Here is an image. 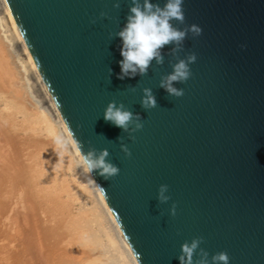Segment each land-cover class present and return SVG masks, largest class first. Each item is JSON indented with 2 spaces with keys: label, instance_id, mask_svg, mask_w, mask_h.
Here are the masks:
<instances>
[{
  "label": "water",
  "instance_id": "obj_1",
  "mask_svg": "<svg viewBox=\"0 0 264 264\" xmlns=\"http://www.w3.org/2000/svg\"><path fill=\"white\" fill-rule=\"evenodd\" d=\"M4 2L70 139L84 152L107 149L119 167L109 181L90 177L138 263L179 264L181 245L203 237L210 256L264 264V0H184L185 23L174 27L196 24L202 34L189 32L175 53L166 45L163 65L153 60L147 75L123 80L116 33L130 0ZM190 52L191 78L173 83L184 95L171 96L160 80ZM145 87L157 101L149 110ZM113 100L142 118L134 139L105 121Z\"/></svg>",
  "mask_w": 264,
  "mask_h": 264
},
{
  "label": "rangeland",
  "instance_id": "obj_2",
  "mask_svg": "<svg viewBox=\"0 0 264 264\" xmlns=\"http://www.w3.org/2000/svg\"><path fill=\"white\" fill-rule=\"evenodd\" d=\"M4 32L6 31H3L0 23V264H35L34 257L29 250L30 248L24 236L28 233L27 229L30 228L32 222L30 220L25 221L24 215L27 213L37 217L36 219L34 216L37 221L35 222L38 224L37 229L36 223L35 226L33 225L35 228L32 227L37 232L40 228L38 234L34 230L36 233L34 238L36 239V243L38 241V244L40 243L39 247L44 255V259L41 256L40 263L36 264H59L57 255L59 257L66 253L68 255H75L72 264L74 262L80 264H133L130 258H128V253L119 242L117 234L99 204L94 190H91L92 187L89 185L87 178L77 166V161L71 155L69 147L63 151L57 147L55 137L58 135L62 136L61 132L54 125L50 116L41 113L35 98V94L37 93L36 85H34V82L24 70L25 67L20 63L13 40L8 36L7 32V34ZM42 118L46 119V121L42 120ZM48 122L51 124H47ZM38 149L40 152L45 151V153L41 152L44 159L48 158V156L50 157L48 160L46 159L47 165L44 166V168L50 167L48 170L46 168L47 174L44 171V175H48L47 177L44 176V178H47L46 180L50 179L48 181V188L45 186L47 182H45V185L42 184L43 187L39 185L42 180L35 178L38 174L43 176L42 171L37 173L40 171V166L42 165L40 161L42 157L41 155L38 156L40 153ZM48 152H51L49 153L50 155H47ZM61 152L67 156H63ZM30 154H34L37 157ZM12 156L15 159H12ZM57 157L60 159H56ZM65 160L69 161L68 164L70 166L65 163ZM33 161H36V163ZM30 163L33 167H29ZM35 164L36 166L41 164L37 169L35 168V171L38 170L37 174H35L33 169ZM59 164H62V167H59ZM41 167L44 169L43 166ZM34 179L40 182L37 183L36 180V182L33 181ZM33 183L34 185H32ZM38 186L42 188L38 189ZM44 188L49 189V191ZM36 191L38 194L42 193L37 196ZM55 191L58 193L56 194ZM44 193L46 196L43 195ZM52 197L54 198L52 199ZM45 202L48 206L50 204L49 208L51 209L48 208L49 211L51 210L50 212L45 210L47 209ZM43 203L45 204L44 206ZM62 216L64 218L65 216L66 218L69 216L71 219H74L75 223H79L80 230L76 233L77 235L74 234L76 229L72 228V231L70 230L73 226L71 223V225H67L66 219L58 221ZM46 217L53 222L46 223ZM55 218L56 221L54 220ZM27 226L29 227L27 228ZM67 226L69 227V232L68 228L66 229ZM52 233H55V237ZM81 252L85 254L86 260L83 257L84 254H81L82 256L79 255ZM52 253H54L55 259H51L50 255L52 256ZM47 257H49V261Z\"/></svg>",
  "mask_w": 264,
  "mask_h": 264
},
{
  "label": "clouds",
  "instance_id": "obj_3",
  "mask_svg": "<svg viewBox=\"0 0 264 264\" xmlns=\"http://www.w3.org/2000/svg\"><path fill=\"white\" fill-rule=\"evenodd\" d=\"M183 3L184 0H165L161 7L159 3H153L152 0H130L126 24L122 30L116 33L122 40L120 51L123 59L119 62L121 67L119 79L135 77L137 74L147 75L153 60L157 65H163L164 58L160 52L163 47L174 44L177 46L173 49L175 53L181 50L180 46L189 32L193 34L194 38L202 34V28L196 24L188 25L183 29L174 27L172 23L174 20L180 24L185 23ZM113 6L119 8V0H116ZM104 15L101 13V16ZM196 60L197 55L194 52H190L184 59L178 60L172 66V72L161 78L159 87L164 88L171 96L182 97L184 90L173 87V83H186L192 76L190 65ZM131 90L135 91V88ZM142 92L141 106L145 110L155 108L157 101L152 89L145 87ZM103 117L106 122H110L121 128L124 133H128L130 139H134L133 133L143 128L142 118L139 114L128 109L123 103L117 104L115 100L108 103ZM121 139V136L118 137V140ZM55 143L62 151L66 150L69 145V141L60 135L55 137ZM71 144L78 155L77 166L85 174L91 177L98 175L106 181L119 174V167L108 160L110 154L107 149L98 151L90 147L87 152H84L83 145L75 138L74 133ZM121 150L128 157L132 155L130 149L123 143H121ZM97 186L101 187L99 184ZM167 191L168 185L159 186L158 199L161 203H166L171 199L170 196L164 195ZM170 214L176 215L175 203L170 208ZM203 240V237H194L190 242L185 241L181 245L179 264H229V256L226 252H217L210 256L207 250L200 247Z\"/></svg>",
  "mask_w": 264,
  "mask_h": 264
},
{
  "label": "bare ground",
  "instance_id": "obj_4",
  "mask_svg": "<svg viewBox=\"0 0 264 264\" xmlns=\"http://www.w3.org/2000/svg\"><path fill=\"white\" fill-rule=\"evenodd\" d=\"M0 23H1V26H2V28H3V31H6L7 33H8V36L9 37H11V39L13 40V42H14V45H15V47H16V49H17V55H18V59L20 60V63H22V65H23V67H25L24 68V70L28 73V76H30V78L32 79V81L34 82V85H36V91H37V93L35 94V98H36V102H37V104L39 105V107H40V110H41V113H44L46 116H50V118H52V121L54 122V125L55 126H57L58 128H59V130H60V132H61V135L66 139V140H68L69 141V145H68V147H69V151L71 152V155L76 159V161H77V165H78V155H77V153H76V150H75V148H73L72 147V144H71V139H70V137H69V135H68V132H67V130L65 129V127H64V125H63V123H62V121H61V119H60V117H59V115H58V113H57V111H56V109H55V107H54V105L52 104V102H51V99H50V97H49V95H48V93H47V91H46V89H45V87H44V85H43V83H42V81H41V79H40V77H39V74H38V72L36 71V69H35V67H34V65H33V63H32V61H31V58H30V56H29V54H28V52H27V50H26V48H25V46H24V43H23V41H22V39H21V37H20V34H19V32H18V30H17V28H16V26H15V24H14V22H13V20H12V18H11V15H10V13H9V11H8V9H7V7H6V4H5V2H4V0H0ZM6 28V29H5ZM5 29V30H4ZM6 32H4V33H6ZM6 33V34H7ZM7 36V35H6ZM2 38V37H1ZM9 41V40H8ZM6 80V79H5ZM33 97V96H32ZM12 112V111H11ZM41 115V114H40ZM40 119H41V117H40ZM42 120H44L43 118H42ZM10 121V120H9ZM44 121H46V119L44 120ZM25 122V121H24ZM47 124H51V123H47ZM28 128V127H27ZM31 129V128H30ZM36 129V128H35ZM22 130V129H21ZM17 131H19V130H17ZM18 137V136H17ZM33 137V136H32ZM13 142V141H12ZM15 142V141H14ZM38 143V142H37ZM9 144V143H8ZM37 148V147H36ZM18 149V148H17ZM31 150V149H30ZM50 150H52V149H50ZM4 151V150H3ZM36 151V150H35ZM38 151L40 152V150L38 149ZM56 151V150H55ZM68 151V152H69ZM41 152H43V153H45V151H41ZM41 152L38 154V153H36V154H38V156L39 155H41ZM47 152V151H46ZM16 153V152H15ZM32 153V152H31ZM49 153H51V152H48V154L47 155H50ZM62 153V155H63V152H61ZM17 154V153H16ZM46 154H44L45 156H47ZM54 154V153H53ZM58 154V153H57ZM65 154V153H64ZM13 156H14V154H12ZM30 155H32V154H30ZM29 155V156H30ZM34 155V154H33ZM32 155V156H33ZM52 155V154H51ZM70 155V154H69ZM13 156H12V159H15V158H13ZM35 156V155H34ZM63 156H67L66 154L65 155H63ZM35 157H37V156H35ZM41 157H42V159L40 160L41 161V163H42V165L41 164H39V166L41 165V166H43V168H44V166L45 165H47V161H46V159L48 160V158H50L49 156H48V158L46 157L45 159H44V157H43V155H41ZM52 157H53V155H52ZM18 158V157H17ZM29 158V157H28ZM39 158V157H38ZM52 159V158H51ZM51 159H49V160H51ZM56 159H60V158H56ZM56 159H54V160H56ZM65 159H67L66 157H65ZM68 160V159H67ZM39 161V160H38ZM40 161H39V163H40ZM62 161V160H61ZM12 162V161H11ZM14 162V161H13ZM25 162H28V161H25ZM31 162V161H30ZM33 162H35L36 163V161H33ZM49 162V161H48ZM51 162H52V160H51ZM69 162V161H68ZM68 162L65 160V163H67L68 164ZM63 163V162H62ZM15 164V163H14ZM17 164V163H16ZM28 164V163H27ZM49 164V163H48ZM53 164H55V163H53ZM57 165V164H56ZM60 165V164H59ZM62 165V164H61ZM59 166V167H62V166ZM69 165V164H68ZM32 165H31V163H30V166L29 167H31ZM38 165L36 166V164H35V167L33 168L34 169V171H35V168L37 169V167H39ZM40 166V171L39 172H37L38 170H36L35 171V174H37V173H40L41 171L43 172L42 173V175L43 176H40L39 174L37 175V177H35V178H37L38 180H42V182H40L41 184H39V185H42V184H46L45 182H47V184L45 185L46 187L47 186H49V180H46L47 178H44V176L45 177H47L46 175H44V171H45V174H47L46 173V171L48 170V168L50 169V167L48 166V167H45L44 169H42V167ZM70 166V165H69ZM28 167V166H27ZM33 167V166H32ZM66 167V166H65ZM72 167V166H71ZM46 168H47V170H46ZM29 169H32V168H29ZM32 169V170H33ZM39 169V168H38ZM57 169V168H56ZM28 170V169H27ZM80 170H81V172L84 174V176L87 178V180H88V182H89V185L92 187H90L91 188V190H94V192H95V194H96V196H97V198H98V200H99V204L101 205V207L103 208V211L105 212V214L107 215V217H108V219H109V221L111 222V224H112V226H113V228H114V230H115V232H116V234H117V237H118V239H119V242L121 243V245H122V247H123V249L124 250H126V252L128 253V258H130V260L132 261V263L133 264H139L138 263V261H137V258L135 257V255H134V253L132 252V250H131V248H130V246L128 245V243H127V241H126V239L124 238V236H123V234H122V232L120 231V229H119V227H118V225L116 224V222H115V220L113 219V217H112V215H111V213H110V211L108 210V208H107V206H106V204H105V202L103 201V199H102V197L100 196V194H99V192H98V190H97V188L95 187V185H94V183H93V181H92V179H91V177H90V175H88V174H85L84 172H83V170L80 168ZM57 171V170H56ZM37 172V173H36ZM5 173V172H4ZM28 173H29V171H28ZM53 174V173H52ZM50 175V174H49ZM40 176V177H39ZM3 177V176H2ZM43 177V178H42ZM55 177V176H54ZM53 177V178H54ZM76 178H77V176H75ZM33 178V177H32ZM40 178V179H39ZM49 178V177H48ZM52 178V177H51ZM60 178V177H59ZM79 178V177H78ZM66 179V178H65ZM64 179V180H65ZM80 179V178H79ZM3 180V179H2ZM36 179H34L33 181H35ZM45 180V181H44ZM26 181H27V179H26ZM32 181V180H31ZM37 181V180H36ZM35 181V182H36ZM44 181V182H43ZM52 181V180H51ZM81 181V180H80ZM38 181H37V183H39ZM32 183V182H31ZM56 184V183H55ZM31 185V184H30ZM32 185H34V183L32 184ZM38 185V184H37ZM52 185V184H51ZM54 185V184H53ZM43 186V185H42ZM71 186V185H70ZM44 187V186H43ZM53 187V186H52ZM64 187V186H63ZM62 187V188H63ZM34 188V187H33ZM40 188H42L41 186L39 187L38 186V189H40ZM48 188V187H47ZM50 188V187H49ZM56 188V187H55ZM89 188V187H88ZM35 189H36V187H35ZM44 189H46V188H44ZM41 190H43V189H41ZM46 190H48L49 191V189H46ZM57 190V189H56ZM32 191V190H31ZM37 192V191H36ZM46 192V191H45ZM42 193V192H41ZM41 193H39L38 194V192H37V196L38 195H40ZM51 193V192H50ZM55 193H56V191H55ZM58 193V192H57ZM56 193V194H57ZM48 194V193H47ZM69 194V193H68ZM43 195H45L46 196V194L44 193ZM42 195V196H43ZM50 196V195H49ZM59 196V195H58ZM94 196V195H93ZM44 197V196H43ZM54 197H52V199H53ZM45 199V198H44ZM49 199V198H48ZM47 199V200H48ZM57 199V198H56ZM49 201V200H48ZM44 202V201H43ZM52 202H54V201H52ZM50 203V202H49ZM48 203V204H49ZM96 203V202H95ZM45 204L47 205V203L45 202ZM44 203H43V206L45 205ZM52 204V203H51ZM56 204V203H55ZM58 204V203H57ZM48 206V205H47ZM47 206H45L47 209H45V210H48V208H49V206H50V204H49V206L47 207ZM54 206V205H53ZM44 207V208H45ZM59 207V206H58ZM31 208V207H30ZM96 208V207H95ZM40 209V208H39ZM49 209H51V208H49ZM44 210V209H43ZM53 210V209H52ZM39 211V210H38ZM49 211V210H48ZM51 211V210H50ZM49 211V212H50ZM55 211V210H54ZM99 211V210H98ZM15 212V211H14ZM42 212H44V211H42ZM67 212H69V211H67ZM65 213V212H64ZM44 214V213H43ZM50 214V213H49ZM71 214H73V213H71ZM84 214V213H83ZM42 215V214H41ZM46 215H48V214H46ZM60 215V214H59ZM64 215V214H63ZM25 216V221H29L30 220V222H31V226H30V228L29 229H27V232L28 233H26L24 236L26 237V242L28 243V246H29V250L31 251V254H32V256L34 257V261H35V264L36 263H40V259H41V256H43V259H44V255L42 254V251L40 250V247H39V245H40V243L38 244V242L36 243V239L34 238L35 237V232H34V226H35V223L37 222L36 220H35V218H34V216L33 215H31V214H26V215H24ZM43 216V215H42ZM58 216V215H57ZM74 216V215H73ZM36 217V216H35ZM69 217V216H68ZM66 218V216H65V218H64V216H62V218L60 217H58L59 218V222H60V220L62 219V220H64V219H66L65 220V222L67 223V225H71L72 224V226L73 227H71V231H72V228H74V230L76 229V231H75V233L74 234H76V233H78V230H80V227L78 226L79 225V223H75L73 220L74 219H71L70 217L69 218ZM75 217V216H74ZM73 218V217H72ZM104 218V217H103ZM36 219H37V217H36ZM41 219H42V217H41ZM53 219V218H52ZM2 220V219H1ZM39 220V219H38ZM55 221H56V218L54 219ZM36 221V222H35ZM46 223H48V222H53V221H51V219H49V218H47L46 217ZM73 221V222H72ZM76 221H77V219H76ZM104 221V220H103ZM41 222H42V220H41ZM40 223V222H39ZM65 223V224H66ZM71 223V224H70ZM41 224V223H40ZM39 224V225H40ZM44 224H45V222H44ZM53 224V223H52ZM29 225V224H28ZM34 225V226H33ZM46 225V224H45ZM34 228H33V227ZM37 226H38V224L36 223V229H37ZM79 228H78V227ZM29 226H27V228H28ZM44 227V226H43ZM62 227V226H61ZM65 227V226H64ZM46 228V227H45ZM44 228V229H45ZM49 228V227H48ZM63 228V227H62ZM68 228V232H69V227L67 226L66 227V229ZM47 229V228H46ZM46 229H45V232H46ZM73 230V231H74ZM36 231V230H35ZM39 231H40V228H39ZM38 231V232H39ZM57 231V230H56ZM55 231V232H56ZM110 231V230H109ZM37 232V231H36ZM38 232H37V234H38ZM67 232V233H68ZM59 233V232H58ZM81 233V232H80ZM53 234V233H52ZM55 234V233H54ZM54 234H53V236H54ZM61 234V233H60ZM115 234V235H116ZM77 235V234H76ZM38 236V235H37ZM63 236V235H62ZM21 237H22V235H21ZM55 237V236H54ZM53 237V238H54ZM82 237V236H81ZM52 238V239H53ZM71 238H72V236H71ZM47 239H48V237H47ZM51 239V238H50ZM49 239V240H50ZM111 240V239H110ZM48 241V240H47ZM51 242H52V240H50ZM64 241V240H63ZM112 241H113V239H112ZM53 242H54V240H53ZM55 244H56V242H54ZM60 243V242H59ZM113 243V242H112ZM38 244V245H37ZM50 244V243H49ZM54 247V246H53ZM119 247V246H118ZM20 248V247H19ZM18 248V249H19ZM45 248V247H44ZM55 249H56V247H54ZM121 251V250H120ZM46 252H47V250H46ZM58 252V251H57ZM63 252V251H62ZM61 253V252H60ZM120 253H122V252H120ZM63 254V253H62ZM76 254V253H75ZM79 254V253H78ZM82 254V252L79 254V255H81ZM84 254V253H83ZM82 254V255H83ZM77 255V254H76ZM81 255V256H82ZM48 256V255H47ZM50 257H51V259H55V257H54V253H52V256L50 255ZM75 257V255L73 254H63L62 256H59L58 257V255H57V258H59V264H72V260H73V258ZM78 257V256H77ZM83 257H85V254L83 255ZM127 257V256H126ZM49 257H47V260L49 261V259H48ZM75 259V258H74ZM81 259H83V258H81ZM46 260V261H47ZM76 260H78V259H76ZM85 260H86V257H85ZM17 261V260H16ZM48 261H47V263H48ZM81 261V260H80ZM43 262H45L44 260H43ZM57 262V261H56ZM79 262V261H78ZM82 262V261H81ZM74 263H77V262H74ZM73 263V264H74ZM49 264V263H48ZM77 264H80V263H77Z\"/></svg>",
  "mask_w": 264,
  "mask_h": 264
}]
</instances>
